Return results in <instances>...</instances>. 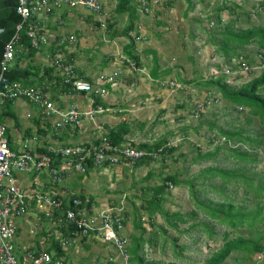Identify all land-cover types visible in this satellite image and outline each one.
I'll list each match as a JSON object with an SVG mask.
<instances>
[{"label": "rangeland", "instance_id": "374dc122", "mask_svg": "<svg viewBox=\"0 0 264 264\" xmlns=\"http://www.w3.org/2000/svg\"><path fill=\"white\" fill-rule=\"evenodd\" d=\"M189 1L192 3V7L185 11L186 0H161L160 12L157 11L155 17H152L153 10L150 14H143L136 10L145 32L143 35L134 37V42L141 43L139 47L142 50L146 48L155 51L159 71L168 68L169 72L161 74L155 82L147 79L151 89H154V83L156 84L158 95L154 98L151 97L146 102L143 99L138 102L141 105H150L151 117L147 120L149 121L148 125L139 129L137 132L139 137L134 142L138 143L143 139L144 142L152 143L166 138L169 145L175 146L176 149L169 155H159L152 161L143 163L145 166L141 164L133 167L130 164H125L120 168L118 177L113 171L116 165L112 170L106 171L105 168L99 166L98 172H90V177L86 180L87 183L82 185L97 201V209L105 204V195L126 193V195L124 194L125 212L131 216V226L128 227L129 242L131 244V235L137 236L138 232L132 228V224L135 220L140 219L141 226L145 229L142 238L146 240L152 235L150 241L143 242L141 255L145 261L153 264L167 262L200 264L221 246L224 233H227L228 237L239 235L244 238L260 235L263 238L261 242L264 243V144L260 143L259 146L254 147L257 154L256 162H236L226 156L227 151L222 143L223 137L218 132V129H229L239 124L251 132H259L261 129L257 116L252 115L246 107L240 108V110L237 108L239 110L237 112L220 96L212 84L202 83H207L210 77L219 76L231 88H237L258 75L260 69L241 72L238 68L231 67L233 64L231 59L220 58L218 54L214 58L213 46L207 43L205 30L210 33L216 30L213 8L222 4L227 9L219 13L221 23L235 18V12L242 10L243 13L238 14L236 27L263 26L264 3L261 4L262 0ZM76 8L88 11L83 7ZM229 9H232V12ZM104 11L100 13L109 14L111 7L108 6ZM88 12L90 13V11ZM92 14L94 13H91V17H93ZM116 16H111V18L117 19ZM86 24L87 22H84L83 26L86 27ZM90 30L96 32L94 34L97 41L99 33L103 35L107 33L103 25L96 26L94 22ZM88 34L92 33L88 32ZM244 49L247 58L254 65V53L258 47L252 43L246 45ZM97 52L95 49L85 50L82 58L87 59L89 55L93 54L98 57ZM142 53V64L145 66L142 72H146L152 65L151 54L145 51ZM117 55L115 57H118ZM238 57L239 55H236L234 58ZM118 64L123 65V63ZM124 65L121 68L128 71ZM114 74L116 75V73ZM140 75L146 76L145 73ZM169 77H174L179 85L182 83L184 86L175 89L171 94H161L160 98L159 94L163 90H168L166 82ZM187 80L193 82H186ZM260 90L264 94V87ZM139 91L141 96L146 93L143 89ZM130 102H123V104ZM18 103L16 106H9V110L13 112L19 125L23 127L30 121L29 118L24 117L25 110H29L30 107L22 101H18ZM128 107L133 108L129 105ZM166 111L168 112L167 117L164 114ZM138 112L137 114H139ZM162 116L165 117L161 118ZM247 119L249 121L246 123ZM12 122L13 118L10 117L2 119V123L6 125H12ZM215 147L217 150L210 157L206 159L200 157V154L209 153ZM206 166L227 170L236 169L242 171L246 179H237L234 181L236 183L229 179L223 183L219 181L221 178L218 175H213L210 180L203 181L200 176L202 169ZM239 168L242 170H238ZM146 172H150L151 175L145 178ZM16 174L23 176L22 173L15 172ZM165 174H178V178L182 180L178 186H168L160 204L162 210L178 211L183 215L184 221L179 222L176 229L165 226L162 216L157 212H153L151 218H148L146 211L139 208L149 197L150 188L159 184L160 178ZM202 174L204 173L202 172ZM205 174L207 175V173ZM115 177H117L116 180ZM247 179H250L249 187L244 184L243 187H240L239 185L245 181L248 183ZM109 184L116 185V193L108 189ZM257 184L261 185L262 190L259 188L260 190L255 192ZM214 189L221 190V193L214 192ZM245 190L246 195L243 193ZM200 200H229L236 206V209L241 206L242 213L248 218L249 216L253 217L256 213L255 222L250 228H247L246 225L231 228L214 219L207 218L203 208L196 205V202ZM258 208L259 211H257ZM243 220L250 222L246 218ZM16 223L21 225L20 235L27 244L41 238H36L39 236L37 235L39 227L33 222V217L27 219L25 223H20V220H16ZM151 223L154 225L152 226ZM205 225H208L212 230L211 235L205 231ZM158 226L164 227L166 233L162 234ZM48 229L53 230L50 224L46 223L44 232ZM33 231L37 234H34ZM63 247V264H109L111 261H108V258L117 259L109 245L91 237L76 236L69 239V242ZM263 258L264 254L255 253L250 249L247 253L231 251L222 264H264ZM117 262L116 260V263H111L118 264Z\"/></svg>", "mask_w": 264, "mask_h": 264}, {"label": "built area", "instance_id": "2783aa9c", "mask_svg": "<svg viewBox=\"0 0 264 264\" xmlns=\"http://www.w3.org/2000/svg\"><path fill=\"white\" fill-rule=\"evenodd\" d=\"M12 2L20 21L3 46L0 71H4L14 59L16 52L21 51L18 40L22 24L28 22L25 35L29 39L30 46L37 50L47 41V32L42 21L51 11L83 7L92 13H98L102 9L104 0H12ZM135 2L138 12L150 14L159 6L161 0H135ZM137 29H140V26H137ZM130 35L134 37L133 33ZM74 40L72 35L66 38L68 44H72ZM122 60L131 69L135 68L132 60L124 57ZM232 63L241 72L261 69L264 65L259 52L255 55L254 65L247 63L243 58L232 59ZM50 66L60 70L62 81L74 91L94 92L101 95L104 92L101 88L103 83L113 82L112 76L100 74L95 80L98 87L94 88L89 82L78 78L73 73L72 67L64 64L59 55L53 58ZM182 86L184 84L179 85L174 77H169L166 82L169 92H174ZM18 98L34 105L40 119L57 116L52 123L56 129L64 126L80 128L83 115L101 111L97 107L96 110L83 112L75 105L63 111L59 110L50 99L45 85L26 84L18 80L9 82L0 76V112L6 101ZM96 140V144L87 141L53 149V153L59 155V162L54 167L51 165L53 159L48 155L35 152L31 148L18 151L11 149L6 137V126L0 123V264H63L62 256H56L54 252L47 253L41 247L33 251L16 243L19 229L16 220L28 213H33L36 220L41 219L56 228L60 225L66 228L72 226L73 236L91 237L109 245L117 259L108 258V261L116 263L117 260L118 264H130V242L124 232V194L116 199L107 200L103 207L97 209L96 204H93L86 195L79 196L71 192L57 193L53 190H40L31 185L24 187L17 183L15 172L32 174L46 172L50 181L57 183L65 174L76 172L84 175L85 162L88 159L93 165L130 164L142 157L156 158L161 151V147L147 151L128 144L113 145L102 134ZM53 234L55 239L58 238L63 249L64 244L69 241L58 230Z\"/></svg>", "mask_w": 264, "mask_h": 264}, {"label": "crops", "instance_id": "0c3cea01", "mask_svg": "<svg viewBox=\"0 0 264 264\" xmlns=\"http://www.w3.org/2000/svg\"><path fill=\"white\" fill-rule=\"evenodd\" d=\"M114 4L115 0H104L102 9L100 11H106L107 7L109 6L111 7V11L109 13L110 15L107 13H100L99 11L98 13H94L95 15L92 14L93 17H91L92 12H86V10L82 8H72L68 10L65 8H62L61 10L60 8L58 10L51 11V14L49 13L47 18L42 21V25L47 32L46 43L41 48H39V50H37L31 57L23 56L19 61H16L17 57L15 56L14 59L9 62V66H13V64L16 63L19 67H25L26 69L28 68L29 72H31V77L26 81L27 84L45 85L47 87V92L50 99L53 101L54 106L59 110L63 111L71 105L77 106V108L83 112L88 110H96L97 107L101 109L100 112H93L91 114L83 115L81 118L80 128L64 126L56 129L53 127L52 123L57 118V116L40 119L38 110L34 105L20 98L15 99L11 101L10 106H16L18 101L27 103V106H29L30 108L29 110H25L24 117L29 118L30 121L28 123H25L23 127L19 125V122L16 118L15 119L17 121V124L14 123V120L12 122V125L4 124L6 126L7 141L11 149L18 151L27 148H31L33 150L36 147H45L48 150H53L59 148V146H66L87 141H95L100 134L105 135L109 128H112L120 121H124L129 125V133L123 137L125 139L124 142L130 141L134 144L147 143L144 142L143 139H141V141H139L138 143L134 142L139 137L137 135L139 129L147 126L149 122L147 120H149L151 117V110L149 108L150 105H141L138 102H141L142 99L144 102H146L151 99V97H157L158 89L156 88V84L154 83V89H151L149 83L147 82V79L154 80V82L156 79L150 77L149 69L151 67L146 72H142L145 69V66L142 64V52L148 51L146 48H143L144 50H142V48L140 49L139 45L141 43H139L138 41L134 42V52L136 50L135 54H137L139 58V67H136L134 65L135 68L131 69L122 60V57L127 58L122 53V46L127 43L128 39L126 36L114 35L113 32L116 31V34H118V32L125 25L126 14H115L113 12ZM160 9L161 7L157 6L153 10L154 12L152 13V17H155L157 11L160 12ZM187 10L188 9H186L185 11ZM136 15L137 17L134 20V28L130 32L133 34L138 32L137 36H139L143 35L145 29H143V24H141V20H139L140 16L137 14V12ZM111 16H116L118 20L111 18ZM84 22H87L86 25L89 26V28H87V26H83ZM93 22L96 24V26L103 25L104 28H106L107 33H105L104 35L102 33H99L98 41L97 39H95L96 32H92V30H90ZM136 25L140 26V30L137 29ZM88 32H91L92 34H88ZM85 33L86 35H84ZM131 33H129V35ZM69 35H72L75 38L73 45L68 44L66 41V38ZM89 37L91 38L89 39ZM64 39L65 41H63ZM92 49L97 50V55L99 56L96 57L93 54L91 56L89 55L87 59H83L82 56H84V51H89ZM20 52L21 51H19V53ZM67 54L70 55L71 63L66 65H70L79 72L78 78H90V81L87 82H89L92 87H98V84H95V80L100 74L112 76L113 82L103 83L101 88L104 90V92L103 94L99 95L94 92L85 93L81 91H74L70 88L67 92H63L62 88L59 87V85H54L52 81L49 82V80H47L45 77L42 81H40L42 69L48 68L56 55L61 56L63 61L65 59V55ZM115 55H117L118 57H115ZM214 56H216V54H214ZM219 57L223 58L220 55ZM117 62L123 63V65L125 64L124 67L128 69V71L121 68L123 67V65H119ZM52 67V74L61 76L60 70L57 67ZM114 73H116L117 76ZM141 73H145L146 76H141ZM140 89H143L144 93L146 92L142 96L140 95ZM171 93L172 92H169L168 90H163L159 95H168ZM162 95L160 96V98L162 97ZM96 97H98V102H95ZM127 101L131 102L123 104V102ZM18 104L20 106L21 102ZM128 105L133 108H129ZM137 112L139 114H137ZM164 114L167 117L168 112L166 111L164 112ZM165 116H162L161 118ZM115 165L116 167L113 171L117 176L119 175L120 168H122L125 164L120 163L114 165H94L89 170H87V174L84 175L78 174L76 172L65 174L62 177L60 183H52L46 172H40L38 174L22 173L23 176H19L16 174V179L17 183L24 187L31 185L40 190H53L57 193L71 192L74 195H86L90 198V200H92L93 204L97 205V201L92 198V196L88 193L87 190L82 187V185L90 177V172H98L97 170L99 166L105 168L106 171L112 170ZM143 165L145 166V164ZM94 167L97 168L94 169ZM117 177H115L114 179L116 180ZM108 187V189L112 190L113 192L117 190L116 185L112 186V184H109ZM123 194L126 195V193L107 194L104 197V202L109 199H116ZM31 217H33V222L36 223L39 227L37 231L38 234L33 231L34 234L36 233L37 235H39L35 237L41 238L27 244L21 238V225L18 224L19 229L16 243L21 247H26L31 250L33 248L37 249L39 247H41L42 249H46L50 245L51 239H55L53 232L55 230H58V228L51 226L53 228L52 231L48 229L46 232H44V226L46 225V223H44L43 220H41L43 221L41 223L40 221L37 222L33 213L26 214L24 217L18 219V221L20 220V223H25V221ZM125 217L124 232L126 235H128L129 238L128 227L129 225L131 226V216L129 214H126ZM241 225H246L247 228L251 227L250 222L247 220H242V223L236 225L235 227ZM74 237L76 236H73V238ZM62 250H64V247ZM50 252H54V250H51Z\"/></svg>", "mask_w": 264, "mask_h": 264}, {"label": "trees", "instance_id": "16d2710c", "mask_svg": "<svg viewBox=\"0 0 264 264\" xmlns=\"http://www.w3.org/2000/svg\"><path fill=\"white\" fill-rule=\"evenodd\" d=\"M187 1L186 9H191L192 4L189 0ZM264 3L262 0L261 4ZM237 6H234V8ZM233 8V9H234ZM214 18H215V27L216 30L212 31V33L205 30L207 36V43L213 46V54H218L226 59H236L234 58L236 55H239L238 58H243L247 63L251 64V60L247 58V55L244 53V47L249 44H256L258 50L255 51L256 53H260L262 56V61L264 63V25H251L247 27H236L235 24L237 23L238 14L243 13V11H236L235 18L229 19L226 23H221L219 18V13L224 9H227L225 5H220L214 7ZM230 10V9H229ZM113 12L117 15L126 14V23L122 27V29L116 34L117 32H113L114 35L117 36H126L128 41L122 46V53L125 57L131 59L134 62L136 67H139V58L137 54L134 52V37L137 36V33H134V37L129 35L130 31L134 28V20L136 19V2L134 0H115V4L113 7ZM232 12V9L230 10ZM10 21H20V17L15 13L14 4L12 0H0V22H10ZM28 22L22 24V27L19 32V40L18 44H20L21 52L15 54L17 57L16 61H19L21 57H31L37 50L30 46L29 39L25 35V30L27 29ZM14 32V31H13ZM13 34V33H12ZM11 34V36H12ZM10 36V37H11ZM9 37V38H10ZM8 38V39H9ZM43 46V45H42ZM41 46V47H42ZM40 47V48H41ZM3 50V47H2ZM148 53L151 54V68L149 69L150 77L157 78L160 77L161 74L168 73L169 69L166 68L163 71H159L157 65V57L155 51L147 50ZM54 53V52H53ZM254 55V58H255ZM2 56V53H1ZM0 56V60H1ZM65 60V61H64ZM63 63L70 64V55H65ZM254 63V60H253ZM231 67H235V65H231ZM73 73L79 77V72L72 67ZM53 73V67L49 66L48 68L42 69V74L40 76V81L43 80L45 77L47 80L52 81L54 85H59L62 88L63 92H67L70 88L68 84H65L62 79V76ZM0 76L2 79L6 81H21L27 84V80L31 77V72H29L28 68L19 67L16 63L13 66H8L4 71H0ZM82 79V78H80ZM85 81H90V78L83 77ZM186 82H193L192 80ZM203 84L209 85L212 84L217 91L219 92L220 96L229 104H231L234 110L237 108L246 107L248 111L257 116L260 131L259 132H251L244 128L242 125H238L236 127H232L229 129H218V132L223 137V146L226 148V156L232 158L236 162L244 163V162H256L257 154L254 151V147L259 146V144H264V94L261 93V88L264 87V65L260 69L257 76L251 78L245 84L237 87L231 88L227 83L223 81V78L219 76L210 77L207 80V83L202 82ZM82 92V91H81ZM97 98V99H96ZM95 98V102H98V97ZM11 101H6L1 112H0V123L4 117L13 118L14 123L17 124L15 116L9 110V106ZM237 110V112L239 111ZM246 123L249 121L248 119L245 120ZM212 127V126H210ZM209 127V128H210ZM129 133V125L124 121L118 122L112 128H109L105 134L108 141L113 145H120V144H128L133 147L139 149H145L147 151H154L157 148L161 147V151L159 155H169L171 154L176 148L175 146L166 145L168 141L166 138H161L152 143H138L133 144L132 142L125 143V139L123 138L126 134ZM94 144L97 143V140L92 141ZM64 146H59L62 148ZM264 147V145H263ZM35 152L42 153L52 157V166H56L59 162V155L53 153L52 150H48L45 147H36L33 149ZM217 147L213 148V150L209 153L200 154L201 158H208L212 155V153L216 152ZM158 155V156H159ZM199 155V154H197ZM157 156V157H158ZM156 157V158H157ZM155 158L151 157H142L132 163L133 167L139 166L143 163H148ZM86 165V172L94 165L92 164L91 160H87L85 162ZM105 165V163L103 164ZM238 170H242L239 168ZM202 172L204 174H202ZM201 172V180L207 181L210 180L213 175H218L223 183H226L229 179L232 182L236 181L237 179H246L243 175L242 171H237L236 169H222L217 167H204ZM207 173V175L205 174ZM151 175L150 172L145 173V178ZM144 178V179H145ZM248 183L240 184V187H243V184L249 187ZM182 182L181 179L178 178V174H165L160 178V183L157 185L152 186L151 193L147 199L144 200V204L141 205L139 208L146 211L148 218H151L153 212H157L160 214L164 220L165 226L169 228L176 229L177 224L179 222H183L184 218L183 215L180 214L178 211H167L161 209V202L164 199V193L167 190L168 186H178ZM236 183V182H234ZM245 187V186H244ZM261 188L260 184L255 186V192ZM246 189V188H245ZM214 192L221 193V190L214 189ZM246 190L243 192L244 195ZM81 196V194H78ZM197 207L203 208L207 218L214 219L219 223L226 224L227 226L234 228L236 225L241 224L244 218L250 220V225L252 226L255 222L253 217L249 218L246 217L245 214L242 213V207L239 206V209H236V206L232 204L229 200H219V201H212V200H200L196 202ZM259 211V208L257 209ZM128 212L124 211V222H125V215ZM140 219H137L133 222L132 228L137 230V236L131 235V244L129 246V263L130 264H153L152 262L145 261L141 255V248L144 241H150L151 236L147 237L146 240L142 238L143 233L145 232L144 227L141 226ZM153 226L154 224L151 223ZM194 225V224H193ZM249 225V223H248ZM160 232L166 233V230L162 226H158ZM207 234L211 235L212 230L208 225L204 227ZM59 232L61 235L69 241V239L73 238V234L71 233L74 231V227L70 226L66 228L65 226H58ZM223 241L221 246L213 251L202 263L200 264H222L224 259L230 254L231 251H240L247 253L250 249L255 253L264 254V243L261 242L262 237L260 235H255L254 237L244 238L239 235L228 237L227 233L223 234ZM84 238V236H81ZM35 251L36 249H32ZM51 250H54V255L63 256V250L60 247V244L57 239H51L50 245L44 249L45 252L49 253ZM263 256V255H262ZM264 262V258H263ZM109 264H112L109 262ZM165 264H173V263H165Z\"/></svg>", "mask_w": 264, "mask_h": 264}, {"label": "water", "instance_id": "95a60500", "mask_svg": "<svg viewBox=\"0 0 264 264\" xmlns=\"http://www.w3.org/2000/svg\"><path fill=\"white\" fill-rule=\"evenodd\" d=\"M19 21H10V22H0V56L4 51L2 47L11 36L14 31V27Z\"/></svg>", "mask_w": 264, "mask_h": 264}, {"label": "bare ground", "instance_id": "6f19581e", "mask_svg": "<svg viewBox=\"0 0 264 264\" xmlns=\"http://www.w3.org/2000/svg\"><path fill=\"white\" fill-rule=\"evenodd\" d=\"M61 10H62V8H61ZM68 10V9H67ZM101 12V11H100ZM51 14V13H50ZM65 61V60H64ZM63 62V61H62Z\"/></svg>", "mask_w": 264, "mask_h": 264}]
</instances>
